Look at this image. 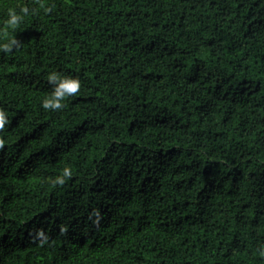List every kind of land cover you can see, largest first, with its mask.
<instances>
[{
	"label": "trees",
	"instance_id": "trees-1",
	"mask_svg": "<svg viewBox=\"0 0 264 264\" xmlns=\"http://www.w3.org/2000/svg\"><path fill=\"white\" fill-rule=\"evenodd\" d=\"M13 39L0 264H264V0H0Z\"/></svg>",
	"mask_w": 264,
	"mask_h": 264
},
{
	"label": "clouds",
	"instance_id": "clouds-1",
	"mask_svg": "<svg viewBox=\"0 0 264 264\" xmlns=\"http://www.w3.org/2000/svg\"><path fill=\"white\" fill-rule=\"evenodd\" d=\"M50 10V9H49ZM22 12L26 13L28 9H21ZM22 20V16L19 15L15 9L9 8L8 19L5 21L6 26L15 27ZM16 41L13 39L8 43L0 44V49L5 52H10L12 47L16 45ZM48 82L52 85L51 92L46 95L42 100V107L46 110H61L65 107L64 101L66 98L77 94L81 88V82L78 77L71 75H64L59 72L49 73ZM8 123V116L3 108H0V131L4 130ZM2 143V140H0ZM71 171L65 167L63 175L58 176L55 183L63 184L65 178H70Z\"/></svg>",
	"mask_w": 264,
	"mask_h": 264
}]
</instances>
